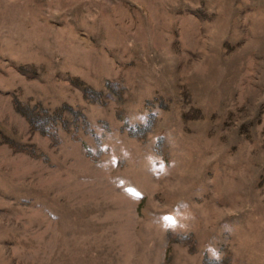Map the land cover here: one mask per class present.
<instances>
[{
  "label": "rangeland",
  "instance_id": "obj_1",
  "mask_svg": "<svg viewBox=\"0 0 264 264\" xmlns=\"http://www.w3.org/2000/svg\"><path fill=\"white\" fill-rule=\"evenodd\" d=\"M0 264H264V0H0Z\"/></svg>",
  "mask_w": 264,
  "mask_h": 264
},
{
  "label": "trees",
  "instance_id": "obj_2",
  "mask_svg": "<svg viewBox=\"0 0 264 264\" xmlns=\"http://www.w3.org/2000/svg\"><path fill=\"white\" fill-rule=\"evenodd\" d=\"M20 112H22V114L28 119V122L33 125V121L31 119H29L28 115L21 110H20Z\"/></svg>",
  "mask_w": 264,
  "mask_h": 264
}]
</instances>
